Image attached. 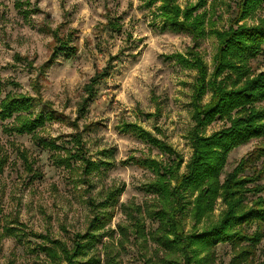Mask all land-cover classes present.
Listing matches in <instances>:
<instances>
[{
    "label": "rangeland",
    "instance_id": "1",
    "mask_svg": "<svg viewBox=\"0 0 264 264\" xmlns=\"http://www.w3.org/2000/svg\"><path fill=\"white\" fill-rule=\"evenodd\" d=\"M169 2L189 29L166 20L162 0L150 6L149 0H0V104L21 97L33 108L20 116L49 117L34 134L22 135L13 131L17 114L0 120V264H69L53 243L64 245L71 257L73 241L88 234L97 215L107 217L95 233L101 241L74 263L164 264L168 259L153 240L161 224L154 213L167 203L148 193L158 180L152 163H172L159 181L173 190L193 157L195 109L212 100L208 84L231 89L237 80L233 71L214 77L222 36L231 28L264 23V4L241 20L240 0ZM178 55L187 61L196 55L206 73L199 102V69L179 63ZM245 70L249 79L264 73V52ZM258 104L264 107V101ZM237 116L233 112L203 126L198 135L227 129ZM127 125L173 154L127 131ZM39 139L69 151L74 156L69 165L56 166L53 152ZM263 145L264 138L234 148L221 181ZM197 195L188 191L181 200L178 217L185 235L217 225L226 210L218 199L196 220ZM6 228L15 231L8 234ZM45 247L59 258H50ZM258 249L261 258L264 241ZM232 257L229 244L217 247L216 264H229ZM91 258L99 262H87Z\"/></svg>",
    "mask_w": 264,
    "mask_h": 264
},
{
    "label": "trees",
    "instance_id": "2",
    "mask_svg": "<svg viewBox=\"0 0 264 264\" xmlns=\"http://www.w3.org/2000/svg\"><path fill=\"white\" fill-rule=\"evenodd\" d=\"M156 1L149 0L148 5ZM162 2L167 8L166 20L189 29L178 22L181 12L172 7L169 9V0H162ZM263 4L264 0H240V19H245ZM186 17H188L187 13L183 22L187 21ZM195 25L202 29L204 23L201 18L199 20L197 18ZM262 47H264V23L258 27L243 25L236 29L231 28L224 33L214 77L225 71H233L238 73L237 80H234L231 89L223 88L214 81L208 84L212 91V100L207 107L195 109L194 119L197 124L193 132L194 152L186 173L178 179L176 187L170 191L160 181L166 179L167 171L170 169L168 167L172 166V163L165 166L152 163L154 170L156 168L158 172L157 181H160L152 182L148 193L156 194L167 203L161 211L154 213L161 224L153 240L167 255L168 259L163 258L164 264H216V249L225 244L231 246L233 253L229 264H264V250L261 258L257 256L258 247L264 241V195H262L264 185L260 184L264 180V145L242 159L231 172L225 174L223 182L221 181L229 153L234 148L246 145L254 139L264 138V107L258 106V103L264 101V73L249 79V74L245 70L249 60L256 59L260 53L264 52ZM175 58L181 64L192 65L199 69L200 77L195 88V101L199 102L200 97L204 95L206 76L200 61L197 60L196 55H192V61H187L180 55ZM245 77L246 81L240 85V80ZM0 108L1 121L12 118L14 114L18 115L17 120L20 122L13 131L20 135L34 134L49 119L41 114L33 119L20 116V113H30L33 108L30 101L21 97L16 99L7 97L4 102H1ZM233 112H236L238 116L231 120V125L227 129L214 133L210 137L198 135L202 133L203 126L217 120H225ZM126 130L146 140L161 152L173 154L170 148L162 145L145 131L139 130L135 125H127ZM39 143L44 149L53 152L52 160L56 166H68L74 157L68 156L69 151L58 146L56 141L39 139ZM62 152L64 155L61 154ZM175 168L179 169V163ZM159 170L163 172L160 173ZM173 172H175L174 169ZM188 191L198 193L193 210L194 218L198 221L213 210L218 199L222 200L226 210L217 225L200 233L184 234L178 216L183 213L184 205H181V200L183 194ZM106 218L105 215L95 216L89 225L88 234L78 236L73 241L71 257L61 243L54 242V246L66 257L69 264H76L72 261L74 258L88 257L95 245L101 241V235L96 236L95 233L104 228ZM5 231L12 235L15 230L6 228ZM43 250L53 260L59 258L52 248L45 247ZM200 256H203L202 259ZM89 261L97 263L99 259L91 258L87 262Z\"/></svg>",
    "mask_w": 264,
    "mask_h": 264
}]
</instances>
